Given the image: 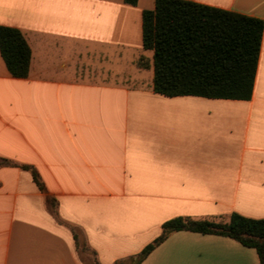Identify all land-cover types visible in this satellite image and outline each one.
Masks as SVG:
<instances>
[{
	"label": "crops",
	"instance_id": "1",
	"mask_svg": "<svg viewBox=\"0 0 264 264\" xmlns=\"http://www.w3.org/2000/svg\"><path fill=\"white\" fill-rule=\"evenodd\" d=\"M188 1L264 21V0ZM154 8L0 0V26L32 51L27 78L0 53V157L12 163L0 166V264H85L74 231L114 264L176 217L264 218V32L250 100L169 97L154 92L143 45V12ZM140 264L261 262L231 238L176 231Z\"/></svg>",
	"mask_w": 264,
	"mask_h": 264
},
{
	"label": "trees",
	"instance_id": "2",
	"mask_svg": "<svg viewBox=\"0 0 264 264\" xmlns=\"http://www.w3.org/2000/svg\"><path fill=\"white\" fill-rule=\"evenodd\" d=\"M139 0H125L136 5ZM264 32L259 18L188 0H155L154 10L143 12V45L153 51V90L165 96L193 95L206 98L250 100ZM0 53L9 72L27 78L32 51L24 34L0 26ZM148 68L146 58L138 61ZM12 163L0 157V166ZM35 183L44 191L38 172L29 165ZM54 210L57 201L48 197ZM176 231L219 235L254 248L264 264V218L237 213L227 219L176 217L162 225V234L139 254L114 264H140L168 235ZM77 249L85 264H100L82 234L74 231Z\"/></svg>",
	"mask_w": 264,
	"mask_h": 264
}]
</instances>
